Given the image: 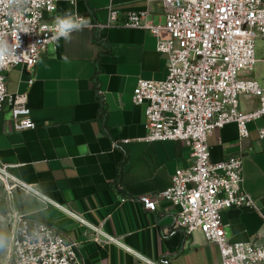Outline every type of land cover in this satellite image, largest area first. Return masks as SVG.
<instances>
[{
  "label": "crops",
  "instance_id": "obj_1",
  "mask_svg": "<svg viewBox=\"0 0 264 264\" xmlns=\"http://www.w3.org/2000/svg\"><path fill=\"white\" fill-rule=\"evenodd\" d=\"M56 5L49 19L70 11L100 26L73 32L68 42L61 38L49 43L34 74L21 64L7 72V90L23 97L36 126L14 129L10 107L4 105L0 164L47 197L43 200L28 190L19 202L24 207L20 213L63 230L79 243L85 264H151L145 258L152 264H220L218 245L207 241L201 230L185 234L174 228L178 208L171 201L159 198L157 208L148 210L140 200L166 189L172 175L193 161L191 148L180 140L147 141L145 104L132 100L139 78L166 77L168 59L157 50L154 34L123 23L129 11L143 9L153 22L164 23L163 4L58 0ZM110 5L118 10V18L105 25ZM263 74H252L261 85ZM258 106L257 98L240 96L241 110ZM247 127L249 135L241 139L237 124L228 123L214 129L208 143L214 161L242 155L244 187L259 208L223 209L228 238L264 244V138L259 134L264 115ZM7 209L12 215L13 206ZM11 221L3 228L10 234L14 216ZM105 234L118 241H106Z\"/></svg>",
  "mask_w": 264,
  "mask_h": 264
},
{
  "label": "built area",
  "instance_id": "obj_2",
  "mask_svg": "<svg viewBox=\"0 0 264 264\" xmlns=\"http://www.w3.org/2000/svg\"><path fill=\"white\" fill-rule=\"evenodd\" d=\"M57 1L0 0V39L10 48L19 44L0 68V111L9 105L16 130L34 128L36 123L23 97L7 90V72L21 64L34 74L39 58L54 42L55 19L48 15L56 10ZM158 1L166 14L164 23L153 22L147 9L129 11L123 23L154 34L157 50L168 59L166 77L139 78L132 100L136 105L145 104V139L180 140L191 148L193 161L172 175L166 189L154 197L143 195L140 200L148 210L157 208L159 198L171 201L178 208L173 215L174 228H182L185 234L201 230L207 241L218 245L220 264H264V244L231 241L221 219V211L233 206L259 212L244 187L243 157L231 155L214 161L208 143L214 129L232 122L237 124L240 138H245L249 135L247 123L264 115V85L252 75L255 41L259 36L264 39V0ZM108 9L105 25L118 18L115 7L110 5ZM33 81L31 78L29 84ZM241 95L257 98L259 106L241 110ZM259 134L264 138V127ZM118 145L116 141L114 146ZM0 176L43 200L47 198L12 176L8 165L0 164ZM261 216L264 224V214ZM90 226L96 233L100 231V227ZM105 240L118 241L108 234ZM10 243L9 257L1 264H85L77 241L68 239L56 226L30 219L24 213L15 214Z\"/></svg>",
  "mask_w": 264,
  "mask_h": 264
},
{
  "label": "rangeland",
  "instance_id": "obj_3",
  "mask_svg": "<svg viewBox=\"0 0 264 264\" xmlns=\"http://www.w3.org/2000/svg\"><path fill=\"white\" fill-rule=\"evenodd\" d=\"M264 56V39L262 37H257L255 41V58L256 62L254 65V72L257 75H260L263 71L264 73V63L262 61V57ZM264 75V74H263ZM28 192L27 189L22 187L21 185H14L13 181H6L0 176V207H2V211H0V242H2V247H0V264L4 263L8 256L7 254L10 251V239L11 234L10 232H6L3 228L5 226H10L13 221H11V218L17 213H20L21 209L23 210V197ZM20 202V203H19ZM6 207H12L13 210H11L12 215L9 213V209L5 211ZM15 208H19L16 210ZM12 230V227H10V231Z\"/></svg>",
  "mask_w": 264,
  "mask_h": 264
},
{
  "label": "clouds",
  "instance_id": "obj_4",
  "mask_svg": "<svg viewBox=\"0 0 264 264\" xmlns=\"http://www.w3.org/2000/svg\"><path fill=\"white\" fill-rule=\"evenodd\" d=\"M9 2H13V0H9ZM90 27H92L90 20L74 15L70 11H65L63 14L55 17L54 34L51 40L58 43L63 38L68 42L72 39L73 32L82 31L84 28ZM22 30L25 33L29 32L28 28H23ZM17 47H19V44L10 48L5 41L0 39V68L5 66L6 59L14 54ZM16 58L19 59V57Z\"/></svg>",
  "mask_w": 264,
  "mask_h": 264
},
{
  "label": "snow or ice",
  "instance_id": "obj_5",
  "mask_svg": "<svg viewBox=\"0 0 264 264\" xmlns=\"http://www.w3.org/2000/svg\"><path fill=\"white\" fill-rule=\"evenodd\" d=\"M0 247H2V242H0Z\"/></svg>",
  "mask_w": 264,
  "mask_h": 264
}]
</instances>
